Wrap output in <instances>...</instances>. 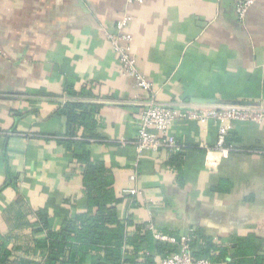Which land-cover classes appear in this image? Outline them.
<instances>
[{
    "label": "crops",
    "instance_id": "0c3cea01",
    "mask_svg": "<svg viewBox=\"0 0 264 264\" xmlns=\"http://www.w3.org/2000/svg\"><path fill=\"white\" fill-rule=\"evenodd\" d=\"M238 1L0 0V243L10 259L43 260L35 238L94 199L111 200L129 235L200 231L225 247L249 237L264 254V123L233 121V150L212 170L200 144L217 146L214 119L176 121L182 153L139 157L145 94L120 73L106 34L131 17L132 48L161 102L264 100V0L244 19Z\"/></svg>",
    "mask_w": 264,
    "mask_h": 264
},
{
    "label": "built area",
    "instance_id": "2783aa9c",
    "mask_svg": "<svg viewBox=\"0 0 264 264\" xmlns=\"http://www.w3.org/2000/svg\"><path fill=\"white\" fill-rule=\"evenodd\" d=\"M129 3H143L144 0H126ZM258 0H239L237 13L244 19L250 8ZM131 17L125 14L116 21L115 31H106L117 57L120 61V73L133 80L134 86L143 91L145 96L139 102L140 114L136 135V149L139 157L146 151L168 150L180 152L184 145L179 143L173 126L177 120H192L206 126L211 119L219 122V134L216 147L200 145L206 150V166L209 170L219 163L218 155L228 156L233 147L227 143L231 124L235 120L264 123V100H219L204 103L193 100L181 102H161L157 98V88L142 72L137 54L132 48L133 34L130 31ZM135 179V175L132 176ZM125 193L138 195L141 191L134 187L124 189ZM153 229V226H151ZM155 237L176 245L178 249L162 260V264H227L207 258L196 257L191 247L194 235L175 237L155 233ZM143 254V253H142ZM129 264V263H125Z\"/></svg>",
    "mask_w": 264,
    "mask_h": 264
},
{
    "label": "trees",
    "instance_id": "16d2710c",
    "mask_svg": "<svg viewBox=\"0 0 264 264\" xmlns=\"http://www.w3.org/2000/svg\"><path fill=\"white\" fill-rule=\"evenodd\" d=\"M110 202L90 200L88 212L68 220L60 231H49L35 238V253L42 255L43 260L10 259L11 251L0 243V264H154L156 255L165 258L178 249L176 245L154 239L149 230L127 234V221L119 217L116 206ZM95 206L97 210L93 212ZM192 235L191 247L196 257L220 262L231 256L229 264H242L244 256H248V263L264 264V254H258V244L249 237L241 240L244 247H225L200 231ZM212 250H220V254H212Z\"/></svg>",
    "mask_w": 264,
    "mask_h": 264
},
{
    "label": "water",
    "instance_id": "95a60500",
    "mask_svg": "<svg viewBox=\"0 0 264 264\" xmlns=\"http://www.w3.org/2000/svg\"><path fill=\"white\" fill-rule=\"evenodd\" d=\"M193 101L204 102V103H215L218 102L219 100L214 98L196 97L193 99Z\"/></svg>",
    "mask_w": 264,
    "mask_h": 264
}]
</instances>
